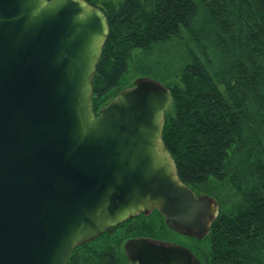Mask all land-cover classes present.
Masks as SVG:
<instances>
[{"label":"water","instance_id":"1","mask_svg":"<svg viewBox=\"0 0 264 264\" xmlns=\"http://www.w3.org/2000/svg\"><path fill=\"white\" fill-rule=\"evenodd\" d=\"M109 32L87 0H0V264H68L80 245L155 209L171 231L202 240L220 214L165 145L164 83L137 77L95 114ZM125 250L133 264H201L150 237Z\"/></svg>","mask_w":264,"mask_h":264},{"label":"trees","instance_id":"2","mask_svg":"<svg viewBox=\"0 0 264 264\" xmlns=\"http://www.w3.org/2000/svg\"><path fill=\"white\" fill-rule=\"evenodd\" d=\"M87 1L110 25L95 114L137 77L164 83L163 140L179 177L220 206L209 234L188 247L201 264H264V0ZM165 229L157 209L139 214L77 247L68 264H133L123 243L164 241Z\"/></svg>","mask_w":264,"mask_h":264},{"label":"rangeland","instance_id":"3","mask_svg":"<svg viewBox=\"0 0 264 264\" xmlns=\"http://www.w3.org/2000/svg\"><path fill=\"white\" fill-rule=\"evenodd\" d=\"M96 1H97V4L99 6H103V1H105V0H96ZM106 1H112V0H106ZM113 1L119 2L120 0H113ZM133 82L135 83V81H132V83ZM156 220L158 222L159 227H162V224L159 221V217L158 216L156 217ZM167 229H165L164 231L168 234V238L166 239V240H168V242L185 245L187 247L194 244V242L190 238L182 236V235H180L178 233H175V232L171 231L168 227H167ZM127 241H125L123 243V245L121 247V250L123 251L124 256L128 257V255L126 253V250H125V244H126ZM129 261H130V263H133L130 259H129Z\"/></svg>","mask_w":264,"mask_h":264},{"label":"flooded vegetation","instance_id":"4","mask_svg":"<svg viewBox=\"0 0 264 264\" xmlns=\"http://www.w3.org/2000/svg\"><path fill=\"white\" fill-rule=\"evenodd\" d=\"M197 195H202V193H196ZM204 194V193H203ZM206 194V193H205ZM220 209V206H219ZM164 241H168V240H164Z\"/></svg>","mask_w":264,"mask_h":264}]
</instances>
